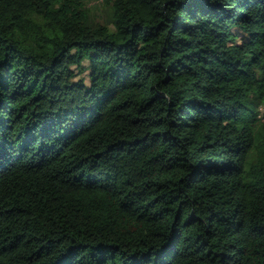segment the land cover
I'll use <instances>...</instances> for the list:
<instances>
[{
    "label": "trees",
    "instance_id": "obj_1",
    "mask_svg": "<svg viewBox=\"0 0 264 264\" xmlns=\"http://www.w3.org/2000/svg\"><path fill=\"white\" fill-rule=\"evenodd\" d=\"M0 0V264H264V0Z\"/></svg>",
    "mask_w": 264,
    "mask_h": 264
},
{
    "label": "rangeland",
    "instance_id": "obj_2",
    "mask_svg": "<svg viewBox=\"0 0 264 264\" xmlns=\"http://www.w3.org/2000/svg\"><path fill=\"white\" fill-rule=\"evenodd\" d=\"M85 3L91 18L102 22H109V7L104 0H85ZM261 111L264 112V107L261 108Z\"/></svg>",
    "mask_w": 264,
    "mask_h": 264
}]
</instances>
